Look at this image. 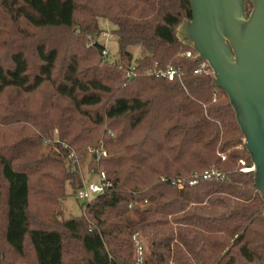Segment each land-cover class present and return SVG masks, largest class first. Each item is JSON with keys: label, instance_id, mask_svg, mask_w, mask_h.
Wrapping results in <instances>:
<instances>
[{"label": "trees", "instance_id": "1", "mask_svg": "<svg viewBox=\"0 0 264 264\" xmlns=\"http://www.w3.org/2000/svg\"><path fill=\"white\" fill-rule=\"evenodd\" d=\"M191 18L190 0H0V32L12 29L0 40V109L21 108L0 113L18 128L0 141V264H137L135 237L142 264H264L245 136L210 66L176 37ZM100 20L114 27L115 62ZM46 87L50 117L23 99ZM87 155L105 192L60 221Z\"/></svg>", "mask_w": 264, "mask_h": 264}, {"label": "water", "instance_id": "2", "mask_svg": "<svg viewBox=\"0 0 264 264\" xmlns=\"http://www.w3.org/2000/svg\"><path fill=\"white\" fill-rule=\"evenodd\" d=\"M190 1L192 18L176 37L198 54L196 62L210 66L212 86L227 94L264 198V0Z\"/></svg>", "mask_w": 264, "mask_h": 264}, {"label": "rangeland", "instance_id": "3", "mask_svg": "<svg viewBox=\"0 0 264 264\" xmlns=\"http://www.w3.org/2000/svg\"><path fill=\"white\" fill-rule=\"evenodd\" d=\"M248 2L249 1H247V10L249 8ZM100 27L104 31L103 35L99 39L100 43L105 45L106 52L108 55V59L111 62H115L119 58V47H118V41L113 36V33H112V31L114 30V27L106 20H100ZM11 32H12L11 25L7 22V27L5 28V31L0 32L1 34H4L3 36H0V40L3 38L11 39ZM63 35L64 34H59L60 37H62ZM12 36L14 38V33L12 34ZM40 36H42V35L38 33L37 37H40ZM14 41H15V39H14ZM78 44H79L78 39L74 40V42L72 41L73 49L71 51L69 50L70 51L69 55L71 54V52L74 53L73 51L76 49ZM130 51L134 55L135 60L141 58L140 47L130 48ZM30 58L32 59V57H30ZM52 94H53V91L51 90V88L46 87L44 92L41 93L40 95H34L32 97H25L24 96L23 99H24V101H26V103L28 104V107L31 111H33L34 113H38V114L43 113L45 115V117H50L51 115L54 114V112H51V110L48 108V103L50 102V98H51ZM29 109H28V111H30ZM16 110H21V108L20 107L17 108V105L14 106V104H12V107H11L8 104L4 108L0 109V113L2 115H5L8 112L16 111ZM12 113H15V112H12ZM4 118H9V119L7 120V124L1 123V120H0V141H1V136H3V135L9 136V134L14 129L18 130L17 127H14L11 129V125H13V123H11L12 121L10 120L11 119L10 117L4 116ZM46 149L47 148L44 147L43 150H46ZM90 162H91V155H87L81 163V171H82V176H83L84 182H89L91 180H97L96 176L93 177L90 173V170H89ZM36 200H37L36 202L32 203V211L33 212H36L40 208L39 197ZM58 204H60V207L56 210V214H58V213L60 214V216H59L60 221L66 220V219L68 220V219L78 218V217H81L83 214L82 206H81L83 203L77 201L75 195L73 194V191L71 189L70 184H67V186H66V197L63 200H59ZM139 242H140V239H139Z\"/></svg>", "mask_w": 264, "mask_h": 264}, {"label": "built area", "instance_id": "4", "mask_svg": "<svg viewBox=\"0 0 264 264\" xmlns=\"http://www.w3.org/2000/svg\"><path fill=\"white\" fill-rule=\"evenodd\" d=\"M187 56H191V54H187ZM176 71L173 68H170L167 72L161 73V76L163 78H167L170 81H172L175 77ZM128 77H131V74H128ZM102 156H106V153L103 152ZM98 157V156H97ZM242 165L245 166V162H242ZM254 168H245L243 169L244 172H251ZM213 175L215 172L212 173ZM97 180H92L90 182H85L84 188L81 189L78 194L76 195V199L79 202L82 203H90L93 199L96 197L102 195L105 192V179L106 176L104 173L96 176ZM191 184H195V182H192ZM172 185L178 186L179 188H182L183 185L180 182H172ZM137 240L136 248H137V255H138V263L142 264L143 260V253L144 249L142 244L139 242L138 238L135 237Z\"/></svg>", "mask_w": 264, "mask_h": 264}]
</instances>
